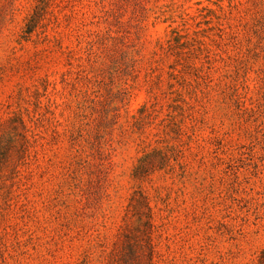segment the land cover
Returning a JSON list of instances; mask_svg holds the SVG:
<instances>
[{"label":"rangeland","instance_id":"rangeland-1","mask_svg":"<svg viewBox=\"0 0 264 264\" xmlns=\"http://www.w3.org/2000/svg\"><path fill=\"white\" fill-rule=\"evenodd\" d=\"M35 1L0 0V122L35 137L0 264H122L139 192L153 264H264V0H45L30 32Z\"/></svg>","mask_w":264,"mask_h":264},{"label":"trees","instance_id":"trees-1","mask_svg":"<svg viewBox=\"0 0 264 264\" xmlns=\"http://www.w3.org/2000/svg\"><path fill=\"white\" fill-rule=\"evenodd\" d=\"M112 5L117 7V3L113 0ZM45 7V0L41 2V5L35 1L32 6L33 13L27 17L24 26L28 31L31 32L41 23ZM40 9L43 10V12H41ZM133 46V37L128 33H124L122 45L123 54L126 56L131 55ZM122 94V101L128 103L130 92L127 84L124 85ZM30 136H33V132L20 111L15 112L13 115H9L7 119L0 122V170L5 165L10 166L15 149L17 150V158L30 157L35 141V137H33L34 140L32 141ZM16 167L14 164L11 167V172H16L18 170ZM141 170H143V167L137 165L134 168V176L139 177ZM133 200L134 202L136 201V205ZM129 204L134 207V217L137 224L134 227V231L130 229L128 232L124 231V236L121 239L123 247V252H121L122 264H153L151 208L147 197L139 192L136 198L135 195L131 198ZM139 206H142L144 211H141L142 209ZM263 253L264 250H262V254L260 253V255H258L260 263H263Z\"/></svg>","mask_w":264,"mask_h":264}]
</instances>
